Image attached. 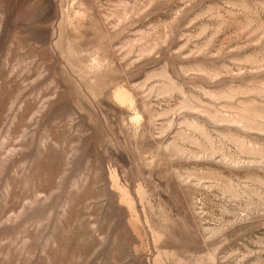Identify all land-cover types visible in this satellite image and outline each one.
<instances>
[{"label": "rangeland", "instance_id": "1", "mask_svg": "<svg viewBox=\"0 0 264 264\" xmlns=\"http://www.w3.org/2000/svg\"><path fill=\"white\" fill-rule=\"evenodd\" d=\"M0 264H264V0H0Z\"/></svg>", "mask_w": 264, "mask_h": 264}]
</instances>
